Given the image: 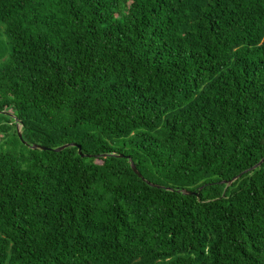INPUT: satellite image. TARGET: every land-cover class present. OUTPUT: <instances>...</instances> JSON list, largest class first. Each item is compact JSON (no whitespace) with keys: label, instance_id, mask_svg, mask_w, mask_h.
Here are the masks:
<instances>
[{"label":"trees","instance_id":"obj_1","mask_svg":"<svg viewBox=\"0 0 264 264\" xmlns=\"http://www.w3.org/2000/svg\"><path fill=\"white\" fill-rule=\"evenodd\" d=\"M1 36L0 264H264V0H0Z\"/></svg>","mask_w":264,"mask_h":264},{"label":"water","instance_id":"obj_2","mask_svg":"<svg viewBox=\"0 0 264 264\" xmlns=\"http://www.w3.org/2000/svg\"><path fill=\"white\" fill-rule=\"evenodd\" d=\"M17 135H18L19 140L22 141V136H21V133H20V126H17ZM23 143H24V142H23ZM24 144H25V143H24ZM29 147H30V149H32V150H42V151H44V150H50V149H48V148H46V147H42V146H38V145H29ZM68 147H75V148L77 149L78 155H79L81 158H83V157L85 156L84 154H82L81 147H80L79 145H77V144L63 145V146H61V147H58V148L53 149V151H54V152H60V151L66 149V148H68ZM120 157H121V156H120ZM128 160H129V159H128ZM129 161H130V160H129ZM263 162H264V158L261 159V160H260V161H259L254 167H252V168L249 169V170L251 171V170H254V169L258 168ZM130 167H131L132 171L134 172V174L137 175V176H138L140 179H142L144 182H146L149 186L157 187V188H163V187L156 186V185H154V184H151V183L145 181V180L141 177V175L139 174V172L137 171L136 167L134 166V164H133L132 162H130ZM238 178H239V176H237V177H235L233 180L227 182V183L225 184L226 187H228L229 185H231L232 182L235 181V180L238 179ZM166 190L172 191L171 188H166ZM177 192H178V193H182V194H184V195H196L194 192L185 191V190H183V191H177Z\"/></svg>","mask_w":264,"mask_h":264},{"label":"rangeland","instance_id":"obj_3","mask_svg":"<svg viewBox=\"0 0 264 264\" xmlns=\"http://www.w3.org/2000/svg\"><path fill=\"white\" fill-rule=\"evenodd\" d=\"M0 40H1L0 41V63H1L5 59V57L7 56V54L5 55L4 58H1V55L2 54H5V50H6V48H5L6 39H5L4 36H1Z\"/></svg>","mask_w":264,"mask_h":264}]
</instances>
